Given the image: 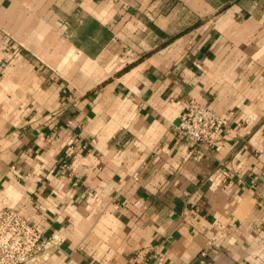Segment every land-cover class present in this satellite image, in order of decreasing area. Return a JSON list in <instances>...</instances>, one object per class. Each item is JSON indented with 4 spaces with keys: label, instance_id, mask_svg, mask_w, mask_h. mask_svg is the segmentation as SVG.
I'll list each match as a JSON object with an SVG mask.
<instances>
[{
    "label": "crops",
    "instance_id": "0c3cea01",
    "mask_svg": "<svg viewBox=\"0 0 264 264\" xmlns=\"http://www.w3.org/2000/svg\"><path fill=\"white\" fill-rule=\"evenodd\" d=\"M5 209L32 264H264V0H0Z\"/></svg>",
    "mask_w": 264,
    "mask_h": 264
},
{
    "label": "built area",
    "instance_id": "2783aa9c",
    "mask_svg": "<svg viewBox=\"0 0 264 264\" xmlns=\"http://www.w3.org/2000/svg\"><path fill=\"white\" fill-rule=\"evenodd\" d=\"M227 122L194 99L185 102L174 127L175 133L196 145L214 146ZM56 242L17 212H0V264H32L41 260ZM204 256L205 254L202 253Z\"/></svg>",
    "mask_w": 264,
    "mask_h": 264
}]
</instances>
